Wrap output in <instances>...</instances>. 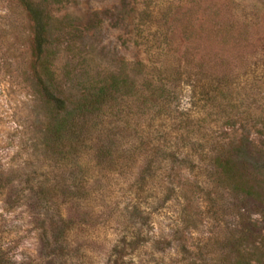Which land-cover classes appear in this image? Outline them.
<instances>
[{
    "label": "rangeland",
    "instance_id": "1",
    "mask_svg": "<svg viewBox=\"0 0 264 264\" xmlns=\"http://www.w3.org/2000/svg\"><path fill=\"white\" fill-rule=\"evenodd\" d=\"M47 4L53 15L51 89L55 97L73 101L84 87L113 73L142 81L150 68L173 63L185 47L181 20L191 12L249 22L255 40L264 33V0ZM138 24H144L142 32ZM32 38L20 0H0V264H113L114 246L123 238L135 242L131 264L175 263L182 247L198 253L200 264H231L241 249H250L247 259L264 264V109H257L263 100L251 104L252 95L251 108L242 114L233 109L230 118L217 110L201 116L202 128L191 131L190 139L196 137L208 150L213 148L205 142L209 136L231 143L246 184L236 188L225 179L210 186V197L187 204L166 184L167 152L130 150L140 141L141 128L151 131L153 144L159 140L158 132L172 124L177 100L151 118L153 111L126 90L105 125L97 123L77 145V130L69 137L54 132V107L32 73ZM186 96L180 97L184 107ZM114 123L127 130L112 128ZM190 139L183 136L181 147ZM185 151L177 156L182 159ZM150 161L152 169L144 170ZM210 163L200 162L193 176L209 179ZM173 235L178 241L165 252L154 248V240Z\"/></svg>",
    "mask_w": 264,
    "mask_h": 264
},
{
    "label": "trees",
    "instance_id": "2",
    "mask_svg": "<svg viewBox=\"0 0 264 264\" xmlns=\"http://www.w3.org/2000/svg\"><path fill=\"white\" fill-rule=\"evenodd\" d=\"M20 3L32 22V73L41 92L54 107V132L69 137L77 130L79 145L91 128L98 124L105 125V120L115 110L114 102L122 100L125 92L130 90L137 96L139 106L153 111L151 118L161 114L163 109H171L177 100L172 108L175 114L172 124L158 132L161 135L159 140L153 144L150 141L151 131L141 128L140 141L132 145L130 150L134 152L145 147L150 154L157 150L167 152L171 163L168 164L165 175L166 184L170 185L169 190L172 192L180 193L187 204L210 197V186L214 187L225 179L230 180L236 188L245 186L241 157L234 154L231 143L215 141L209 136L205 142H211L209 144L213 148L208 150L204 146L200 147L201 141H197L196 137L190 139V133L197 132L195 128L201 130V116L211 115V110L223 112L226 118H230L231 110L242 109L241 114L246 113L245 108H251V104L259 103L260 100L264 101V33L255 40L251 37L254 30L249 22L221 19L217 14L211 15V12L197 17L191 12L181 20L179 29L185 47L174 55L173 63L165 61L159 67L152 68L149 64L146 65L150 70L145 72L142 81L127 74L113 73L100 83L84 87L77 93V100L73 101L55 97L51 89L53 83L50 77L54 76V70L49 49L53 15L47 0H20ZM142 26L144 24L137 25L138 31H143ZM232 78L237 81H230ZM235 92L237 98L234 96ZM252 95L254 102L247 103ZM181 96H186L187 107L180 104ZM259 108L264 109L263 105L257 107ZM115 124L112 128L120 132L127 130L126 124ZM228 124L234 126L232 123ZM261 127L264 128V125ZM135 131L139 132V129ZM183 136H188L190 142L181 147ZM181 148L186 150L182 159L177 156ZM205 160L211 162L210 177L202 182L193 176V172ZM151 165V161L148 162L144 170H151ZM139 176L144 179L145 175L141 172ZM174 235L170 240H154V248L165 252L178 241ZM128 240L123 238L117 241L113 249V264H131L135 260V242ZM127 247L133 248L132 251H127ZM176 254L181 259L171 264H200L204 260L197 257L198 253L193 254L184 247L177 250ZM249 254L250 249H241L231 264H245V261L246 264H263L262 260L247 259L246 255ZM144 264L168 263L156 260Z\"/></svg>",
    "mask_w": 264,
    "mask_h": 264
}]
</instances>
